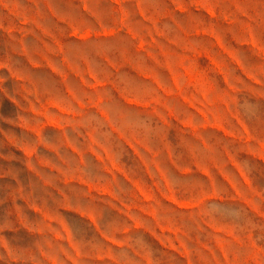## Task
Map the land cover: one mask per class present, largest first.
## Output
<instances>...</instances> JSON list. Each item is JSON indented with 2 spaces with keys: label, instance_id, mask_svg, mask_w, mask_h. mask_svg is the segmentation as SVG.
<instances>
[{
  "label": "rangeland",
  "instance_id": "374dc122",
  "mask_svg": "<svg viewBox=\"0 0 264 264\" xmlns=\"http://www.w3.org/2000/svg\"><path fill=\"white\" fill-rule=\"evenodd\" d=\"M0 264H264V0H0Z\"/></svg>",
  "mask_w": 264,
  "mask_h": 264
}]
</instances>
